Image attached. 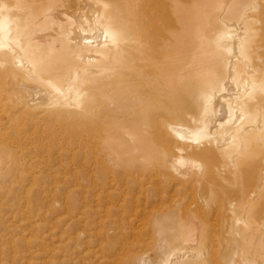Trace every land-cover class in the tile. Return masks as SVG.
I'll return each mask as SVG.
<instances>
[{"label":"bare ground","instance_id":"obj_1","mask_svg":"<svg viewBox=\"0 0 264 264\" xmlns=\"http://www.w3.org/2000/svg\"><path fill=\"white\" fill-rule=\"evenodd\" d=\"M60 122L107 152L35 192L32 128ZM263 165L264 0H0V264H235L224 210Z\"/></svg>","mask_w":264,"mask_h":264},{"label":"rangeland","instance_id":"obj_2","mask_svg":"<svg viewBox=\"0 0 264 264\" xmlns=\"http://www.w3.org/2000/svg\"><path fill=\"white\" fill-rule=\"evenodd\" d=\"M57 125H59V126H57ZM57 125L56 124H53L52 126H50V125H48V126L45 125L44 126L43 125L44 128H43L42 125H37V126H34L33 128L30 127V128H32V130H34V128H37V129H35V131L38 130L36 132V135H38L37 137L35 135H34L35 137L34 136H32V137L30 136L31 133H32L31 132L32 130H30L28 125H27L28 127H25L26 125L21 127V129H24V127H25L24 131L29 130L31 132L30 133L29 131H27L28 133L27 132L26 133L27 134L30 133L29 135H27L25 133L24 136L22 135L23 137L22 136L19 137V138H24V139H26L28 136H29V138L31 137V139H30L31 142H32L31 143L32 144L31 145V153H28V155L31 156V157H29V156L25 157L26 160L32 159L31 161H29L30 167H32L31 168L32 176H31V180L29 181V183H30L29 185H31V187L33 189H35V192L39 191L42 194H46L47 193L51 183L52 184H56V183L59 182L61 173H62V171H64V169L67 170L68 168L70 169V168L75 167V166L79 167V166H81V162L82 161H90L91 156H88L89 154L87 156H85V155H83L81 153L82 151H84L85 147H87L85 149L86 151H89V152L93 151V153L95 151L96 154H97V152H100V153L101 152L102 153H106L107 152V150L104 149V147H103L105 145V143H106L105 142V140H106L105 136L101 137V135L94 134L95 136L94 135L93 136H88L85 139L84 138H80L78 136H72L71 137V138L74 137L75 139H71L68 136L64 137L65 139H60L59 138L60 135H57V133L55 134V131L63 130V132H64V130H70L72 125H70L69 123H63V122L62 123L60 122ZM39 126L42 127L41 130L39 129ZM95 129L98 130V129H100V127L97 126V127H95ZM125 129H126V126L123 125V129L120 131V134L117 135V137L112 139L113 148H112V151H110V152H112V155L114 156L113 158L119 157L121 162H118V163L115 162V164H113V165L111 164L110 168H109L111 170H113V169L121 170L122 168H124L122 170L125 171V170H127L129 168L128 165L125 162L126 156L128 154L127 153L128 143L126 142L127 139H126V136L124 134L125 133V131H124ZM21 131L24 132L23 130H21ZM40 131H41V133L44 131L43 132L44 136L39 133ZM52 131H54V132H52ZM63 132H61V133H63ZM39 137H40V145H42V142L45 141L44 144L47 143V145H49V149L50 150H51V148H53V150H51V152H50V150L48 152L45 150V149H47V145H44V144L42 145V146H46V148H44V149H43L42 146H41V149H38V150H36V146H35V148L32 147L35 144L38 145L37 142L39 141ZM43 137H44V139H41ZM55 138H57V140H55ZM69 139L71 140V142H70ZM91 139H94V141L93 140L91 141ZM36 140H37V142H36ZM19 141L20 140H18V145L19 144L21 145L23 142L22 141L19 142ZM49 141H51V142H49ZM80 141H81L82 144L86 143L88 145L86 146L84 144L85 145L84 146V145H82L80 143ZM89 141L91 143H88ZM48 143H50V144H48ZM52 144H53V147H50V146H52ZM20 145H19V148H20ZM78 147H79V150H78ZM38 148H40V147H38ZM23 151H25V149H23ZM57 151H58V153H56ZM44 153H46V154H44ZM47 153H51V155H49ZM56 154H57V156H56ZM25 155H27V154L25 153ZM63 157H65V158H63ZM81 157H83V158H81ZM35 159H36V161H35ZM60 159H61V161H60ZM74 160H76V161L74 162ZM44 161H46V162H44ZM71 163H73V164H71ZM50 166L52 168H50ZM65 166H66V168H65ZM36 167H38V168H36ZM52 172H53L54 175L52 174ZM59 172H60V174H58ZM57 175H58V177H57ZM52 176H53V178H52ZM250 176H251V174L241 175L238 178L239 182L237 184H235L233 187L235 188V190H239L240 191V196H242L243 190L251 189L253 185H259L260 184L261 191L259 192V195L255 198V200H251V201H247L246 200L247 201L246 204H243L240 207L234 208L233 212L232 211H228V210H224L225 211L224 212V217L226 216V218H225V221L223 222V224H224L223 225L224 226L223 229L225 228L224 231H226V232L228 231L227 234L225 232L226 239L229 240L234 235H237L238 239L240 237V240L238 242V246H239L238 254L235 257V264H241V262H242V264H246V263L247 264H264V257L262 258V257H260L259 254L258 255H254V253H253V250H254L253 248H255L254 246H256V245H258L259 248L261 249V251H263V253H264V250H263L264 249V181H263L264 180V178H263L264 177V170H263V173L262 172L256 173L255 176H253L249 180ZM32 177H34V179ZM36 177H38V178H36ZM230 178L231 177H228L226 180L221 181V185H222L221 187H223L225 185L224 186L225 189H226V187H227V189L232 188L231 184H230V180H231ZM258 180H259V182H258ZM53 182H55V183H53ZM25 183L28 184V181H24L23 184L26 185ZM254 183H256V184H254ZM258 199H260V200L258 201ZM244 205H246V207ZM245 211H246V213H245ZM43 214H44V212L42 211L41 212V217L43 216ZM209 222L211 223V224L209 223L211 225V228H213V226H214V228L219 229V226L222 223L220 211H219L218 214L215 213V215H213V217H211V220ZM228 228H229V230H228ZM247 230H248V232H247ZM251 230H252V232H251ZM234 231H236V232L234 233ZM240 231H242V232L239 233ZM244 234H246V235H244ZM242 236H243V238H242ZM247 237H249V238H247ZM250 237H252L251 240H250ZM246 238H247V240H246ZM214 243L215 244L211 247V249L212 250L215 249L216 251L219 252L220 251V249H219L220 245L218 244L219 242H217V240H216V241H214ZM32 250H34V247L32 248ZM242 259H244V260H242ZM244 261H245V263H243Z\"/></svg>","mask_w":264,"mask_h":264}]
</instances>
